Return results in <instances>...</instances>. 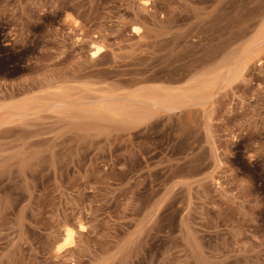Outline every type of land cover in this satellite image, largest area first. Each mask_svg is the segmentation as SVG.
<instances>
[{"label":"rangeland","instance_id":"1","mask_svg":"<svg viewBox=\"0 0 264 264\" xmlns=\"http://www.w3.org/2000/svg\"><path fill=\"white\" fill-rule=\"evenodd\" d=\"M144 1L0 0V264H264V0Z\"/></svg>","mask_w":264,"mask_h":264},{"label":"bare ground","instance_id":"2","mask_svg":"<svg viewBox=\"0 0 264 264\" xmlns=\"http://www.w3.org/2000/svg\"><path fill=\"white\" fill-rule=\"evenodd\" d=\"M149 0H145L144 3L148 4ZM135 31H138V28H135ZM264 44V29L258 32V34L249 41V43L244 48V52L241 58L237 57L239 61H241V64L236 68L234 65V68L230 70V76L231 78H236V76L239 73V70H245L248 65L251 57L256 53V50L260 48ZM104 52V48L99 44H94V50L92 52V57L97 58L99 55H101ZM235 57V60H237ZM234 61V64H237L236 61ZM238 61V62H239ZM239 64V63H238ZM233 67V66H232ZM240 68V69H239ZM215 79H208L204 82L203 87L207 89ZM63 99H66L67 95L66 93H60L59 94ZM136 102L139 103L137 109H133L134 111H127L124 112V115H127V117L130 118L132 122L135 123H143L147 121L150 117H152L157 111H166V112H172L181 107V103L184 101H187L189 99L194 98L193 92H190L188 90H183L180 92H169V91H162L159 88H149L147 90L139 92L137 95H135ZM101 110L103 111H110L109 105H103L101 106ZM21 111L25 109H20ZM89 116V115H88ZM88 116H86L88 118ZM86 118V119H87ZM92 119L91 116L89 120ZM65 227V226H64ZM80 230H85L84 226H80ZM75 235L76 230L72 226H66L64 229L62 240L55 244L54 246V252L58 256H62L66 252L69 253V250H72V248L75 247ZM69 251V252H68ZM74 264V263H73Z\"/></svg>","mask_w":264,"mask_h":264}]
</instances>
